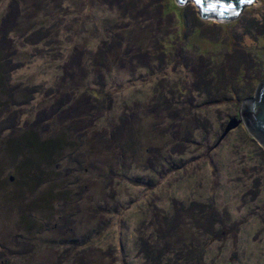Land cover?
<instances>
[{"label":"rangeland","instance_id":"374dc122","mask_svg":"<svg viewBox=\"0 0 264 264\" xmlns=\"http://www.w3.org/2000/svg\"><path fill=\"white\" fill-rule=\"evenodd\" d=\"M261 80L264 0H0V264H264Z\"/></svg>","mask_w":264,"mask_h":264},{"label":"water","instance_id":"95a60500","mask_svg":"<svg viewBox=\"0 0 264 264\" xmlns=\"http://www.w3.org/2000/svg\"><path fill=\"white\" fill-rule=\"evenodd\" d=\"M189 1L195 4L201 18L226 22L239 17L242 6L249 5L254 0H199V3L197 0H175L181 6ZM258 84L255 95L244 99L240 104L239 118H231L220 137L242 122L249 134L264 149V80ZM9 179L12 180V176Z\"/></svg>","mask_w":264,"mask_h":264},{"label":"flooded vegetation","instance_id":"af4514ba","mask_svg":"<svg viewBox=\"0 0 264 264\" xmlns=\"http://www.w3.org/2000/svg\"><path fill=\"white\" fill-rule=\"evenodd\" d=\"M2 188H4V187H3L2 185H0V190H1ZM2 261H4V260L0 259V262H2Z\"/></svg>","mask_w":264,"mask_h":264},{"label":"snow or ice","instance_id":"6c2138e0","mask_svg":"<svg viewBox=\"0 0 264 264\" xmlns=\"http://www.w3.org/2000/svg\"><path fill=\"white\" fill-rule=\"evenodd\" d=\"M197 2L199 3V0H197ZM249 2H251V0H249Z\"/></svg>","mask_w":264,"mask_h":264}]
</instances>
